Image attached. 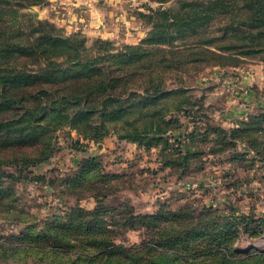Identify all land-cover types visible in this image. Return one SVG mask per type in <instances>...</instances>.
Wrapping results in <instances>:
<instances>
[{
    "label": "rangeland",
    "instance_id": "obj_1",
    "mask_svg": "<svg viewBox=\"0 0 264 264\" xmlns=\"http://www.w3.org/2000/svg\"><path fill=\"white\" fill-rule=\"evenodd\" d=\"M82 1L41 0L20 9L24 32L37 20L49 21L54 32L83 38L90 54L129 52L125 45H140L139 51H130L140 55L135 63L114 62L112 69L132 71L143 63L145 74L159 75L156 80L175 92L158 97L156 106L167 103L171 108L174 99L191 96L200 99L216 127L237 126L226 123L224 115H241L237 121L252 116L250 125L239 133L241 141L235 146L223 140L206 143L207 137H200L198 146H204L206 155L196 157L180 175L181 169L160 168L161 142L139 145L118 135L126 128L127 117L137 126L146 121V115H137L143 110L139 106L109 118L110 132L100 141L71 127L63 117L33 123L34 141L0 148V264H264V60L251 57L237 66H224L232 62L224 58V23L230 17L224 1L229 0ZM207 3L210 9L203 22H178ZM239 3L234 0L231 6L237 9ZM46 8L55 12L53 20ZM243 15L236 12V17ZM183 108L165 115L171 119V129L178 128L173 135L167 131L161 137L169 136L174 147L175 139L185 143L176 136L179 130L181 134L192 131L198 116L193 110L185 118ZM200 125L204 135L205 126ZM46 142L52 154L44 162L26 166L21 173L17 172L20 162L18 166L8 163L24 153L39 155ZM90 157L95 160L96 176L68 189L78 161ZM97 200L103 204L93 216L100 226L84 234L109 237L125 246L119 253L97 255L98 246L82 237L81 228H75L73 239L55 243L42 239L48 229L57 228L54 223L72 226L80 218L77 213L70 216L76 205L89 210ZM133 214L156 217L130 228L124 220ZM53 244L51 251L39 249ZM17 246L32 250L13 261L16 250L12 248ZM186 253L188 260L181 257Z\"/></svg>",
    "mask_w": 264,
    "mask_h": 264
},
{
    "label": "trees",
    "instance_id": "obj_2",
    "mask_svg": "<svg viewBox=\"0 0 264 264\" xmlns=\"http://www.w3.org/2000/svg\"><path fill=\"white\" fill-rule=\"evenodd\" d=\"M238 1L240 3L237 9L231 6L234 0L224 1V6L229 7L226 11L230 13V17L224 23V58L232 60L224 62V66H237L242 60L251 57L264 60V0ZM40 2L41 0H0V148H4L3 144L12 147L15 142L34 141L32 124L58 116L63 117L71 127L86 132L95 141H100L110 132L108 119L129 113L135 105L143 108L137 115L138 117L146 115V121L137 126L127 117L123 120L126 128L124 131H118V135L136 141L139 145H143L141 141H145L146 146L150 141L161 142L162 147L159 151L161 169H181L180 175L185 172L196 157L206 155V151H202L204 146H198L202 143L200 140L202 136L207 137L206 143L215 144L218 140H223L224 144L235 146L237 141H241L239 133L249 127L252 116L237 121L236 127H224L223 130L211 123V118L205 114V109L199 102L200 99L192 100L189 96L177 101L174 99L171 108L170 105H165L167 103L156 106L159 102L158 97L171 94L175 89L167 90L161 81L156 80L155 77L159 75L154 77L149 72L145 74L141 70L143 63H137V69L132 71L121 68L116 72L112 69L114 62L135 63L140 55L130 51H139L140 45H125L129 52L90 54L87 52L88 48L84 46L83 38L54 32L53 24L42 20L33 22L29 32L25 33L20 9ZM209 9L207 3L200 11L180 17L177 21L183 25L197 20L203 22L208 18L205 12ZM238 11L244 15L236 17ZM195 15L196 18H193ZM180 108H183L185 118H189V113L193 110L197 111L198 116L193 123L192 131H183L182 135L179 130L180 135L176 136L184 139L185 143L175 139L174 147L169 144V136L167 138L161 135L167 131L172 135L175 133L173 131L178 126L171 129V119H166L165 115L166 112L172 113ZM68 109L71 110L70 113L66 112ZM154 115H157V119H154ZM200 123L205 126L204 135L200 132ZM199 142L201 143L198 144ZM209 152L214 153L211 149ZM51 154L52 147L46 142L39 155L24 153L21 157H13L8 163L18 166L20 162L21 166L17 168V172L21 173L24 167L42 163ZM94 161L93 157L78 161L77 173L74 178L67 181L68 189L75 184L82 185L85 178L92 179L96 176ZM102 204V201L97 200L95 206L89 210L76 205L73 209L76 212L70 216L77 213V218H80L72 223V226L69 224L65 228L62 225L64 230L71 227L69 228L71 231H64L61 225L54 223L53 226L57 225V228L48 229L42 239L50 243L63 241L65 238L73 239L75 228H81L82 237L90 238L89 242L98 246L97 255L119 253L125 246L115 244L109 237L94 238L84 234L94 231L95 226H100V223L96 224L93 215L100 211L99 206ZM149 217L156 216L133 214L124 220V224L130 228L139 227L144 218ZM105 224L108 225L107 222L103 225ZM54 245L49 249L40 246L39 249L44 252L51 251ZM22 247L12 248L16 250L12 256L13 261L15 259L20 261L29 250H32ZM18 251L24 253H16ZM186 256L188 253L181 257L185 259ZM188 257L185 260H188ZM218 259H224V255Z\"/></svg>",
    "mask_w": 264,
    "mask_h": 264
},
{
    "label": "crops",
    "instance_id": "obj_3",
    "mask_svg": "<svg viewBox=\"0 0 264 264\" xmlns=\"http://www.w3.org/2000/svg\"><path fill=\"white\" fill-rule=\"evenodd\" d=\"M71 2L72 3H74V4H77V3H82L83 1L82 0H76V1H74V0H71ZM86 2V1H85ZM42 11H44V9H41ZM41 10L39 11V12H41ZM46 15L48 16V18H50V19H54V17L56 16V14H55V12L52 10V8H46ZM88 12H89V10H87ZM90 12H91V10H90ZM88 14V13H87ZM86 14V15H87ZM58 16H60V13H58ZM88 17L90 16L89 14L87 15ZM86 16V17H87ZM242 77H243V79H244V75H242ZM236 88V87H235ZM239 91H240V89H239ZM254 101V104H256V102H255V100H253ZM238 111H240V113H242L243 112V108L241 107V109L240 110H238ZM227 114V110H225L224 109V114ZM239 117H241V115H237L236 117L234 116V117H231V118H229V117H226V115H224L223 116V119H224V121H226V123H232V124H235V123H237V119L239 118ZM237 125V124H236Z\"/></svg>",
    "mask_w": 264,
    "mask_h": 264
}]
</instances>
